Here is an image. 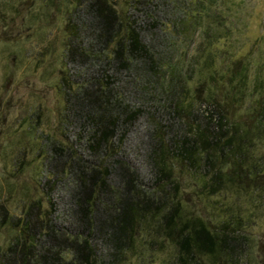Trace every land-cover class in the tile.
<instances>
[{
  "label": "trees",
  "instance_id": "16d2710c",
  "mask_svg": "<svg viewBox=\"0 0 264 264\" xmlns=\"http://www.w3.org/2000/svg\"><path fill=\"white\" fill-rule=\"evenodd\" d=\"M73 3L78 23L66 59L87 58L89 45L110 47L112 58L66 90L65 109L87 127L85 145L99 154L121 124L112 103L119 89L160 95L175 123L162 129L166 136L149 138L148 164L160 184L154 194L142 192L121 159L99 168L74 155L66 164L74 177L67 225L43 220L32 202L13 224L18 232L0 264H121L139 234L149 245L169 242L173 264H243L253 241L248 224L264 201V0ZM175 162L194 176L207 218L184 205ZM151 220L155 235L146 230ZM92 237L111 248L108 257Z\"/></svg>",
  "mask_w": 264,
  "mask_h": 264
},
{
  "label": "rangeland",
  "instance_id": "374dc122",
  "mask_svg": "<svg viewBox=\"0 0 264 264\" xmlns=\"http://www.w3.org/2000/svg\"><path fill=\"white\" fill-rule=\"evenodd\" d=\"M73 5V0H0V207L7 213L3 218L0 208V251L14 239L18 229L13 224L32 202L43 220L56 218L58 224L67 225L74 177L66 164L74 155L79 162L99 168L121 159L134 171L142 192L154 194L160 184L148 164L149 138L153 133L166 136L162 129L175 124L160 95L137 87L119 89L112 107L120 112L121 124L111 135L112 143L99 154L85 145L87 127L82 130L65 109L66 90H77L92 79L101 63L105 65V59L112 58L110 47L101 51L89 45L87 58L66 59L67 44L78 23L72 21ZM118 81L123 87L124 78ZM173 172L187 210L207 218L210 209L196 197L191 171L175 162ZM262 182L264 187V176ZM155 224L148 221L150 235H155ZM247 232L253 241L243 264H264V201ZM141 235L125 251L121 264H173L174 248L169 242L149 245ZM92 239L101 256L108 257L111 248L97 237Z\"/></svg>",
  "mask_w": 264,
  "mask_h": 264
}]
</instances>
